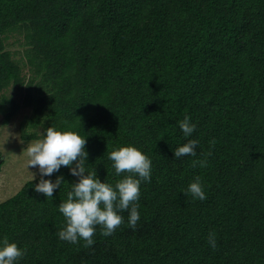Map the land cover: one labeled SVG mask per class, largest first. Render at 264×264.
I'll return each instance as SVG.
<instances>
[{
  "label": "trees",
  "instance_id": "trees-1",
  "mask_svg": "<svg viewBox=\"0 0 264 264\" xmlns=\"http://www.w3.org/2000/svg\"><path fill=\"white\" fill-rule=\"evenodd\" d=\"M9 85L31 106L22 139L49 126L86 136L88 170L113 185L126 174H114V148L152 162L136 227L120 211L90 247L56 235L77 177L65 166L45 177L67 181L52 197L33 190L39 174L27 179L0 201V237L24 249L19 264H264V0H0L3 125L19 108L1 93ZM185 115L197 125L187 138ZM189 139L196 155L174 158ZM197 177L204 200L182 191Z\"/></svg>",
  "mask_w": 264,
  "mask_h": 264
},
{
  "label": "clouds",
  "instance_id": "clouds-1",
  "mask_svg": "<svg viewBox=\"0 0 264 264\" xmlns=\"http://www.w3.org/2000/svg\"><path fill=\"white\" fill-rule=\"evenodd\" d=\"M197 125L188 115L179 121V128L185 138L190 137ZM42 138L28 144L25 148L26 167L37 169L40 179L33 185V190L44 197H52L54 189H60L65 181L62 175L55 179H45L58 172L61 166L68 168L69 173L77 177L70 184L67 198L58 204V211L65 223L56 233L58 239L76 244L83 241L86 247L93 245V234L100 226L104 236L111 235L124 221L120 211H128L127 224L135 228L140 219L138 204L140 185L151 178V159L133 145L120 146L108 153V159L116 176L126 173L114 185L101 181L95 169L89 171L87 163L86 136L75 131H61L55 127H46ZM198 141L189 139L187 143L177 146L173 151L174 158L185 155H196ZM213 144L214 141H210ZM193 166H206L207 161H193ZM35 174L32 173V180ZM193 199L204 200L206 194L199 177L195 178L182 190ZM131 204V207H129ZM208 243L215 249V234H208ZM24 249L18 247L7 236L0 237V264H19Z\"/></svg>",
  "mask_w": 264,
  "mask_h": 264
},
{
  "label": "rangeland",
  "instance_id": "rangeland-1",
  "mask_svg": "<svg viewBox=\"0 0 264 264\" xmlns=\"http://www.w3.org/2000/svg\"><path fill=\"white\" fill-rule=\"evenodd\" d=\"M15 35L8 36L6 47L12 52L18 51L16 57L19 58L22 56L24 46L16 42ZM22 72L29 75L27 66H24ZM1 93L16 99L19 108L5 125L2 123L3 117L0 116V201L11 196L27 179H31L32 173L35 176L39 174L36 168L26 167L28 158L25 148L35 139L24 140L20 136V123L31 113V106L21 105L24 91L9 85Z\"/></svg>",
  "mask_w": 264,
  "mask_h": 264
},
{
  "label": "water",
  "instance_id": "water-1",
  "mask_svg": "<svg viewBox=\"0 0 264 264\" xmlns=\"http://www.w3.org/2000/svg\"><path fill=\"white\" fill-rule=\"evenodd\" d=\"M0 164H1V157H0Z\"/></svg>",
  "mask_w": 264,
  "mask_h": 264
}]
</instances>
